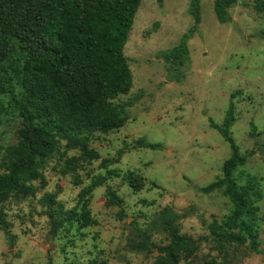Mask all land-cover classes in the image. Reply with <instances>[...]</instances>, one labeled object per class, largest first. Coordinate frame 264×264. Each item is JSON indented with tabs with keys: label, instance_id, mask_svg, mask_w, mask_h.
Listing matches in <instances>:
<instances>
[{
	"label": "rangeland",
	"instance_id": "obj_1",
	"mask_svg": "<svg viewBox=\"0 0 264 264\" xmlns=\"http://www.w3.org/2000/svg\"><path fill=\"white\" fill-rule=\"evenodd\" d=\"M190 1L142 0L125 46L133 87L114 99L126 106L125 124L95 132L90 145L101 158L67 174L61 171L65 158L80 150L62 155L63 142L61 151L47 160L45 178L34 182L35 194L0 205L10 222L8 230L0 229V264H90L95 258L106 264H156L157 247L151 245L170 241L160 216L166 207L177 216L174 225L180 232L199 241L189 258L192 264H264V11L256 0H240L221 23L215 0H200L201 21L195 27ZM187 32L192 36L190 56L178 70V81L177 69L160 55ZM230 102L236 114L231 133L248 155L235 176L239 183L249 174L260 179L261 251L247 242L231 247L224 259L208 237L209 225L230 214L233 202L223 189L205 194L197 186L220 177L231 155L229 143L209 121L222 124ZM19 126L17 117L0 109V144L16 143ZM141 137L163 149L136 147ZM104 157L114 161L109 168L100 165ZM128 171L143 178L140 190L121 176ZM77 173L81 184L75 183ZM100 175L106 182L87 195L90 224L71 225L62 211L48 213L61 206L65 211L80 207V192ZM109 190L121 198L120 204L109 203ZM143 242L150 248L140 249Z\"/></svg>",
	"mask_w": 264,
	"mask_h": 264
},
{
	"label": "trees",
	"instance_id": "obj_2",
	"mask_svg": "<svg viewBox=\"0 0 264 264\" xmlns=\"http://www.w3.org/2000/svg\"><path fill=\"white\" fill-rule=\"evenodd\" d=\"M239 2L215 0L217 20L227 22L229 7ZM141 3L142 0H0V109L20 120L17 142L0 144V205L11 198L35 194L34 182L45 178L47 160L61 151L63 142L62 155H67L69 150H80L79 155L65 158L61 171L67 174L83 162L101 158L90 145L95 132L113 131L125 124L126 106L116 104L114 99L129 93L133 87L125 46ZM256 7L264 11V1L256 0ZM189 12L196 27L201 21L200 0L190 1ZM191 37V32L185 33L179 44L160 55L177 69L178 81L182 79L178 70L190 56ZM235 120L233 102L222 124L209 118L232 152L223 163L220 177L205 186H197L205 194L223 189L233 202L230 214L213 219L209 225L208 237L224 259L231 255V247L247 242L253 251H261L257 214L262 198L260 179L249 174L244 183H239L235 176L248 157L231 133ZM136 147L163 149L161 143L148 142L142 137ZM112 163V159L104 157L100 165L109 168ZM121 176L134 191L141 189L144 180L134 171ZM106 180V176H97L80 192V207L65 211L61 206L48 213L52 216L62 211L64 220L71 225L90 224L93 218L87 195ZM82 182L80 174H75V183ZM108 196L110 204H120L121 198L114 191L109 190ZM160 216L170 241L161 246L151 245L158 251L155 263L192 264L189 258L198 251L199 241L180 232L174 225L177 216L170 208L166 207ZM9 227L6 213L0 209V229ZM148 248V242L140 247ZM90 264L106 262L95 258Z\"/></svg>",
	"mask_w": 264,
	"mask_h": 264
}]
</instances>
